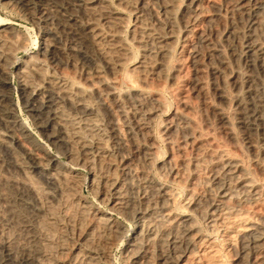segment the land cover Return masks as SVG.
Wrapping results in <instances>:
<instances>
[{
    "label": "bare ground",
    "instance_id": "bare-ground-1",
    "mask_svg": "<svg viewBox=\"0 0 264 264\" xmlns=\"http://www.w3.org/2000/svg\"><path fill=\"white\" fill-rule=\"evenodd\" d=\"M0 2L38 35L15 58L27 31L0 17L8 252L25 233L32 264H112L115 244L123 264H264V0Z\"/></svg>",
    "mask_w": 264,
    "mask_h": 264
},
{
    "label": "rangeland",
    "instance_id": "rangeland-1",
    "mask_svg": "<svg viewBox=\"0 0 264 264\" xmlns=\"http://www.w3.org/2000/svg\"><path fill=\"white\" fill-rule=\"evenodd\" d=\"M27 14V15H26ZM0 17H4V19L6 18V20H8V21H10L11 23H12V25H13V27L20 33H26V31H27V33H26V35H27V40H26V44H25V46H24V48L23 47H16L15 49H14V51H13V53H14V56H15V58H19V59H23L25 56H26V54L29 52V50H30V52L31 51H34L35 49H36V47H37V42H38V35H37V30H36V28H35V26H34V24H33V22L31 21V19H30V17H29V13L28 12H26L25 14L23 13V11H21V10H17V9H14V8H10L9 6H7V5H5V4H3L2 2H0ZM30 39V40H29ZM37 40V41H36ZM36 41V42H35ZM25 48H26V50H25ZM28 50V51H27ZM27 52V53H26ZM24 55H23V54ZM11 69H13V66L11 67ZM13 81L15 82V83H13ZM10 83H12V84H17V77L12 73L11 75H10ZM166 91H164L163 92V94L165 95V97L168 99V101H169V99L171 98L170 97V94L168 93V92H166ZM17 95V97H19V95H18V93L17 92H14L13 94H12V97H13V100L14 101H18V102H20V98H17L16 97V95ZM21 108V109H20ZM20 109V110H19ZM20 111V112H19ZM22 112V113H21ZM16 113L18 114V116L20 117V118H22L23 120H25L26 122H27V124H28V126L30 127V131H31V134H33V137H34V139L37 141V142H39V143H41V141L43 142V143H41L42 144V147L45 149V150H48V151H50L51 153H57V154H59L60 155V158H61V160H64L65 159V157H64V155H62V154H60V152L53 146V145H51L46 139H45V137H43L42 136V134L40 133V131H39V129H38V127H37V125L32 121V119L29 117V115L27 114V111L22 107V106H19L17 109H16ZM24 114V115H23ZM25 117V118H24ZM29 119H28V118ZM0 128H1V131H3V133H5L4 132V130H3V128H2V126H1V124H0ZM37 134V135H36ZM41 134V135H40ZM41 139V140H40ZM44 139V140H43ZM46 141V142H45ZM49 147V148H48ZM1 149V148H0ZM53 150V151H52ZM56 151V152H55ZM2 153V154H1ZM6 153V152H5ZM4 153V151L3 150H0V155H3V158H4V161H0V169L2 170V173L4 174H8V171L9 170H11V171H13L12 170V168L13 167H11V166H9L8 164H10L11 163V158H9L8 156L6 157V154ZM22 154V156H25L23 153H21ZM6 160V161H5ZM2 162V163H1ZM7 162V163H6ZM3 164V165H2ZM2 165V166H1ZM5 167V169H4V167ZM10 167V168H9ZM31 171H30V170ZM33 170V171H32ZM79 170L82 172V173H84V174H87L88 173V171L85 169H82V168H79ZM6 171V172H5ZM14 171H17L16 169H14ZM28 171H30L29 173H32V174H30V177H29V179H27L26 181H31L32 182V184L33 185H35V182H36V180H38V179H36L37 178V175H36V173H35V171H34V169H32L31 167L30 168H28ZM1 172V171H0ZM18 172V171H17ZM19 174H17V176L19 177V178H21V173L20 172H18ZM35 175H34V174ZM2 174V175H3ZM33 175H34V177H33ZM34 179H35V181H34ZM3 191V190H2ZM83 191H84V193L86 194V195H89L88 196V198L89 199H92V195L90 196V194H91V192H90V190H87V187L86 186H83ZM88 191V192H87ZM4 192V191H3ZM89 193V194H88ZM91 197V198H90ZM24 200L25 202H28V204H29V206H30V208H32V206H31V201L28 199V198H26V197H22L21 198V200ZM0 203H1V201H0ZM3 208L4 207H2V208H0V215H1V213H9V212H6L7 210V207L5 208V211L3 212ZM10 215V214H9ZM3 217H4V215L3 216H1L0 218H2L3 219ZM7 218H9V217H7ZM122 220V219H121ZM1 228H2V225L0 226ZM4 229V230H3ZM12 229V228H11ZM11 229H8L7 230V228L5 229V228H2V229H0V233H1V231H2V233L1 234H3V235H1L0 234V239H2L1 241H0V264H19V262H20V264H32L31 263V261L29 262V260L27 259L26 260V258L24 259V258H22V256L21 255H19V248L20 247H22V244H21V242L23 241V238H24V235L23 234H25V233H19L18 235H17V233H13L14 234V236L13 237H11V241H13V242H15L16 243V245H15V243H10V247H11V249H14L15 251V253H16V255L15 256H17V257H15L14 255H12L10 252H8V250H7V248L6 247H4L5 246V244L4 243H2V241L4 240L5 241V239H6V237H9V235H10V232H11ZM18 229V228H17ZM8 231V232H7ZM18 231H19V229H18ZM5 233H8V235L7 234H5ZM7 235V236H6ZM19 235H20V237H19ZM2 236V237H1ZM16 236V237H15ZM22 237V238H21ZM17 238V239H16ZM19 239V240H18ZM74 240L76 241V239L74 238ZM20 241V242H19ZM52 243L55 241V240H50ZM20 243V244H19ZM23 243V242H22ZM1 245H3V246H1ZM12 245H14V246H12ZM17 246V247H16ZM26 246V245H25ZM66 247H70V245L68 244V246H66ZM115 247H116V249H115ZM118 247V248H117ZM121 246H119L118 244H115V245H113L112 246V248H111V250H110V253H111V257H112V264L114 263V264H123V256H122V252H121V248H120ZM33 250V248L31 249V247H30V249H29V251H32ZM3 252V253H2ZM28 252V251H27ZM64 252H66L64 255H60V257H58V260H63V259H65V258H68V257H70L71 256V252H68V251H64ZM67 252L69 253V254H67ZM8 255V256H7ZM69 255V256H68ZM52 257H53V255H52ZM118 257V258H117ZM11 258V259H10ZM8 261H7V260ZM21 259V260H20ZM54 259L56 260V257L54 256ZM116 260V262H115V260ZM118 259H119V261H118ZM5 260H6V262H5ZM12 260V261H11ZM122 260V261H121ZM24 262V263H23ZM50 263L51 264H53V262H52V259H50ZM49 263V264H50ZM55 264H60V262H56Z\"/></svg>",
    "mask_w": 264,
    "mask_h": 264
}]
</instances>
